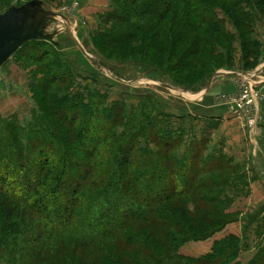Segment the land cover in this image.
Returning a JSON list of instances; mask_svg holds the SVG:
<instances>
[{
	"label": "trees",
	"instance_id": "trees-1",
	"mask_svg": "<svg viewBox=\"0 0 264 264\" xmlns=\"http://www.w3.org/2000/svg\"><path fill=\"white\" fill-rule=\"evenodd\" d=\"M12 1L0 0L1 12ZM211 1L222 7L204 0H111V11L99 16L103 28L93 45L116 49L154 41L172 17L187 36L178 34L164 68L207 69L206 58L220 53L206 33L233 39L217 10L229 16L242 40L258 45L253 28L264 23V0ZM33 43L41 78L30 87L31 120L22 125L0 116V264H61L64 251L91 253L99 264H239L252 223L263 243L248 264H264V220L257 216H250L242 238L215 241L197 259L179 255L186 243L212 239L237 220L227 210L247 195L251 181L243 166L210 153L208 139L174 129L153 95L129 107L79 84L73 60L64 59L57 43L32 40L14 54ZM177 51L179 59L171 63Z\"/></svg>",
	"mask_w": 264,
	"mask_h": 264
},
{
	"label": "rangeland",
	"instance_id": "rangeland-1",
	"mask_svg": "<svg viewBox=\"0 0 264 264\" xmlns=\"http://www.w3.org/2000/svg\"><path fill=\"white\" fill-rule=\"evenodd\" d=\"M204 1L208 5L222 7L219 2ZM12 2L11 8L16 10L10 29H8L12 33L19 32L27 20H36L40 17L37 11L56 14L58 15L56 16L57 19L66 22L80 45L91 58L76 47L66 33L64 24L56 19L44 20L40 36L33 40H45L59 44L64 59H67L66 56L69 55V58L73 60L80 77H78L79 84H88L90 88L100 89L108 95L109 101L123 100L129 107H135L144 95H153L164 112L170 116V122L174 129L183 127L190 134L192 133L196 139H208L210 153L225 154L235 164L244 167L248 180L251 181L247 195L236 197L227 210L237 220L229 224L212 239L186 243L180 248L179 255L194 259L203 257L207 254L201 255V251L195 249L197 245H203L214 238L215 241H220L229 235L242 238L244 227L250 216H257L259 222L264 220V182L262 183V176L254 169L259 164L256 165L250 160L251 147L248 141V132L264 124V116L260 112L261 106L264 105V72L255 78L248 76L264 64L263 22L256 23L253 28V38L258 42V45L248 44L240 38V32L232 25L229 16H226L221 10H217L219 19L224 22L225 31L232 35L233 39L227 41L211 32H207L205 37L212 41L216 52L220 53V56L217 58L207 57V62H210V67L208 66L207 69L206 67L201 68L199 65H193L188 70L174 73L164 68L167 60L170 61L167 53L173 49L174 45L178 44L175 42L178 34L183 37V40L187 35L179 28L178 20L172 17L166 19L160 32L154 37V41L162 47L159 53L152 47L151 42L154 41L148 40L138 41L123 48L109 49L101 47L96 49L93 45L94 36L96 32L103 28L99 16L105 13L98 15L97 19L86 17L81 12V0H33L29 2L13 0ZM21 7L24 8L20 10ZM261 11H263L262 8ZM6 12L0 10V16ZM59 16H63L66 20L61 19ZM95 20L98 22L97 28L93 26ZM201 32L203 34L205 28ZM189 42L188 40L187 43L179 44V50H184ZM34 46H36L34 43L29 44L20 50L18 54H13L0 65V116L2 118L14 117L22 125L30 122L31 109L35 106L30 87L41 78L38 70L39 62L36 59L39 57V51H33ZM181 51H177L171 59V63L179 59ZM103 54L112 60L135 61L144 64L111 62L104 59ZM145 63L151 66L145 65ZM107 71L126 84L112 79ZM213 71V76L219 72L236 73L244 76H223L213 79L210 89L202 95L200 100L189 101L185 99L186 97L178 96L177 92L162 87V84H165L184 90L182 86H179V84H182L197 88L198 91L188 92L198 94L202 92L209 81L203 87L200 85L205 83ZM250 83L254 86L257 96L255 107L248 105L249 94L246 95L245 93ZM225 113L227 114L224 115L226 121L242 125L241 130L244 135L237 142L234 139L236 143L232 146L234 149H230L232 148L231 145L227 144L226 138L219 133L222 130L224 121L222 114ZM207 123H209L208 126H206ZM232 155L237 157L234 158ZM261 165L263 166V164ZM256 182L258 188L256 190L251 189V185ZM255 228L256 224L252 223L246 233L245 240L249 249L240 254L239 264H248L257 253L260 242L263 243L255 237ZM230 232L234 234H230ZM227 233L229 234L222 239L216 240V236H224ZM150 243L153 244L154 240L151 239ZM153 246L155 245L153 244ZM248 251H254V254L250 260L246 261L244 255L249 253ZM133 256L145 260L143 256ZM60 258L61 264H78L79 262V264H99L100 259L91 253H72L69 251H64Z\"/></svg>",
	"mask_w": 264,
	"mask_h": 264
},
{
	"label": "crops",
	"instance_id": "crops-1",
	"mask_svg": "<svg viewBox=\"0 0 264 264\" xmlns=\"http://www.w3.org/2000/svg\"><path fill=\"white\" fill-rule=\"evenodd\" d=\"M81 8H82L81 9L82 14H84L86 17L89 16V17H94V19H97L98 15H101L103 13L110 11L111 0H81ZM97 25H98V22L95 20V22H93V26H95V28H97ZM200 93H198V94H200ZM201 98H202V95L196 99H189V98H185V99H188L189 101H191V100H200ZM260 112L264 116V105L261 106ZM222 115H223L224 121L222 124V130L219 133L221 135H223L222 137L226 138L227 144H230L232 147L234 144H236L234 142V139L237 142L244 135L242 130H241L242 125L240 123L226 121L225 116L227 114L225 113ZM206 120H208V119H206ZM206 120H204V122H206ZM220 123H222V121H220ZM208 124L209 123H207L206 126H208ZM248 133H249L248 134L249 146L251 147V149H250L251 159L250 160L252 163H255L256 165L259 164L258 166H255L254 169L258 172V174L260 176H262L261 181L263 183L264 182V124L255 127L253 130H251ZM229 140L232 142H230ZM220 146H222V144H220ZM230 149H234V148L232 147ZM232 156L234 158L237 157L236 155H232ZM261 164H263V166ZM253 188L255 190L258 188L257 182L253 183L251 185V189H253ZM228 234L229 233L225 234L224 236L218 235V236H216V240L222 239L223 237H225ZM230 234H234V233L230 232ZM213 241H215V238L213 240L208 241L207 243H205L203 245H199V246L197 245V248H195V249L198 251H201L200 252L201 255L208 254L211 251ZM248 252L249 253L244 255L246 261L250 260L254 254V251L253 252L248 251Z\"/></svg>",
	"mask_w": 264,
	"mask_h": 264
},
{
	"label": "water",
	"instance_id": "water-1",
	"mask_svg": "<svg viewBox=\"0 0 264 264\" xmlns=\"http://www.w3.org/2000/svg\"><path fill=\"white\" fill-rule=\"evenodd\" d=\"M28 5H30V4H28ZM23 8L24 7H21L20 10ZM15 13H16L15 8H11L6 13H4L3 15L0 16V65L3 64L5 61H7L23 43L30 41V40H33L35 38H38V36H40V33H41V31H40V33H38V34H30V35L23 36L22 31H23L25 24L22 26V28L20 29L19 32H17V33L10 32L8 29H10L9 27L11 25L12 18L15 15ZM37 14H39L40 17L43 16V20L41 23V29H42V26H43L42 24H43L44 20L54 19L56 16H58L56 14H53L50 12H43V11H37ZM40 17H38L37 19H39ZM59 17L61 19L66 20L63 16H59ZM30 21H33V20H30ZM64 26H65L66 33L68 34V36L72 40V42L76 45V47L82 53H84L86 56L90 57L86 53V51L83 49V47L80 45V43L78 42V40L76 39V37L74 36L72 31L70 30L69 26L68 25L67 26L64 25ZM93 60L95 61V59H93ZM262 72H264V64L261 67H259L258 69H256L254 72L248 74V76L251 78H255V77H258ZM108 74L112 79L116 80L117 82L125 83L124 81L120 80L119 78H116L115 76H113L110 72H108ZM223 76H228V77L239 76V77H241L244 75H239L236 73H224V72L216 73L213 76V78H211L209 80V82L206 84V86L203 88L202 92L206 93L210 89V86L212 85L213 79H215L217 77H223ZM162 87L166 88L168 90L188 92V91H185L181 88H173V87H170V86L165 85V84H162ZM188 93H191V92H188ZM191 94H194V93H191Z\"/></svg>",
	"mask_w": 264,
	"mask_h": 264
},
{
	"label": "bare ground",
	"instance_id": "bare-ground-1",
	"mask_svg": "<svg viewBox=\"0 0 264 264\" xmlns=\"http://www.w3.org/2000/svg\"><path fill=\"white\" fill-rule=\"evenodd\" d=\"M54 19L59 20L61 23H63L64 25L67 26L66 22H64L63 20L57 19L56 17ZM42 20H43V16H41L39 19H36L33 21L28 20L25 23V26H24L23 31H22L23 36L40 33ZM170 91L177 92L178 96L186 97L189 99H196V98H199L201 95L204 94V92H201L200 94L194 95V94H191L188 92H181V91H176V90H170Z\"/></svg>",
	"mask_w": 264,
	"mask_h": 264
},
{
	"label": "built area",
	"instance_id": "built-area-1",
	"mask_svg": "<svg viewBox=\"0 0 264 264\" xmlns=\"http://www.w3.org/2000/svg\"><path fill=\"white\" fill-rule=\"evenodd\" d=\"M254 86L251 85V83L247 86L246 88V95H248L249 97V100H248V105H250V107H255L256 106V103H257V96H256V93L254 91Z\"/></svg>",
	"mask_w": 264,
	"mask_h": 264
}]
</instances>
